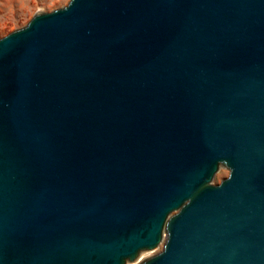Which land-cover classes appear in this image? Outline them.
Instances as JSON below:
<instances>
[{
    "label": "water",
    "instance_id": "obj_1",
    "mask_svg": "<svg viewBox=\"0 0 264 264\" xmlns=\"http://www.w3.org/2000/svg\"><path fill=\"white\" fill-rule=\"evenodd\" d=\"M163 233L141 264H264V0L37 8L0 37V264Z\"/></svg>",
    "mask_w": 264,
    "mask_h": 264
},
{
    "label": "rangeland",
    "instance_id": "obj_2",
    "mask_svg": "<svg viewBox=\"0 0 264 264\" xmlns=\"http://www.w3.org/2000/svg\"><path fill=\"white\" fill-rule=\"evenodd\" d=\"M68 0H0V37L15 28L22 27L37 8L52 10L65 4ZM229 175V170L224 165H219L210 184L218 185ZM175 212L171 213L173 215ZM170 215V216H171ZM166 234L163 233L161 242L150 251H141L133 261L125 264H141L143 261L157 255L163 249Z\"/></svg>",
    "mask_w": 264,
    "mask_h": 264
},
{
    "label": "bare ground",
    "instance_id": "obj_3",
    "mask_svg": "<svg viewBox=\"0 0 264 264\" xmlns=\"http://www.w3.org/2000/svg\"><path fill=\"white\" fill-rule=\"evenodd\" d=\"M162 240V239H161ZM161 242V241H160Z\"/></svg>",
    "mask_w": 264,
    "mask_h": 264
}]
</instances>
